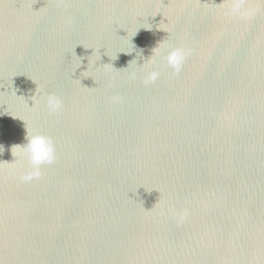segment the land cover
Segmentation results:
<instances>
[{"label":"water","instance_id":"1","mask_svg":"<svg viewBox=\"0 0 264 264\" xmlns=\"http://www.w3.org/2000/svg\"><path fill=\"white\" fill-rule=\"evenodd\" d=\"M222 2L0 0V264H264V4ZM162 41L179 75L132 80ZM27 129L57 159L23 183Z\"/></svg>","mask_w":264,"mask_h":264},{"label":"clouds","instance_id":"2","mask_svg":"<svg viewBox=\"0 0 264 264\" xmlns=\"http://www.w3.org/2000/svg\"><path fill=\"white\" fill-rule=\"evenodd\" d=\"M262 4H264V0H257L255 3H253V0H223L222 3L218 4L217 14L228 21H248L260 11ZM191 51V49L186 47H173L162 41L153 49L152 56L140 66L139 75L133 72L130 78L132 80L140 78L145 86L155 84L161 75L160 71L154 67L157 59L166 62L167 66L173 70V75H179L187 58L191 55ZM139 58L143 59L142 56ZM133 62L137 64V60H132L129 62V65ZM43 100L45 101L49 114H58L63 108V101L55 94H45ZM111 100L113 103L121 102L119 96H113ZM25 140L26 143L23 145L11 146L10 151L14 157V162L4 163L9 165H23L26 162L28 170L20 173L18 179L23 183H30L41 177V168L43 166L55 163L57 159L56 148L50 137L33 130L27 129ZM3 151L4 148L0 145V154ZM12 174L16 177L15 169H13ZM185 215L186 210L183 214H178V218L182 220Z\"/></svg>","mask_w":264,"mask_h":264}]
</instances>
